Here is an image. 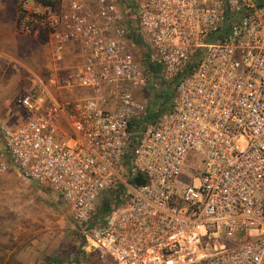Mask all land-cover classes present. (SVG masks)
<instances>
[{
	"label": "built area",
	"instance_id": "1",
	"mask_svg": "<svg viewBox=\"0 0 264 264\" xmlns=\"http://www.w3.org/2000/svg\"><path fill=\"white\" fill-rule=\"evenodd\" d=\"M17 25L50 33L52 85L90 91L63 101L44 87L46 99L21 96L23 121L0 113L13 164L60 192L87 252L102 264H264V0H25ZM135 37L175 88L141 131L136 91L150 76ZM70 46L82 61L61 84ZM125 188L95 224L101 196Z\"/></svg>",
	"mask_w": 264,
	"mask_h": 264
},
{
	"label": "rangeland",
	"instance_id": "2",
	"mask_svg": "<svg viewBox=\"0 0 264 264\" xmlns=\"http://www.w3.org/2000/svg\"><path fill=\"white\" fill-rule=\"evenodd\" d=\"M24 1L0 0V104L4 110L1 115L13 124L17 119H20L18 122L25 119L20 104L25 92L32 91L46 99L44 87H47L63 101L86 98L90 94L88 89L78 86L71 91L50 83L55 69L50 33L44 26L28 35L18 30ZM136 53L150 76L147 85L136 91V96L147 102L148 110H154L166 101L167 92L174 94L175 88L164 78L162 67L152 68L147 59L150 54L147 45L136 46ZM80 62L77 57L65 54L59 64L60 75L65 79L60 80L61 84L67 82L68 74ZM193 154L189 157L188 168L195 162ZM199 167H202L201 162ZM112 190L106 194H112ZM124 193L113 210L124 206L128 197L126 188ZM101 199L97 207L102 204ZM78 228L60 192L20 174L6 152L0 131V264H102L92 253L87 255ZM231 242L221 238L217 247L229 246Z\"/></svg>",
	"mask_w": 264,
	"mask_h": 264
},
{
	"label": "trees",
	"instance_id": "3",
	"mask_svg": "<svg viewBox=\"0 0 264 264\" xmlns=\"http://www.w3.org/2000/svg\"><path fill=\"white\" fill-rule=\"evenodd\" d=\"M43 1L52 2L53 3V0H43ZM134 40H135L136 44H138L139 46H143V42H142L141 38L135 37ZM148 56L149 57L147 59L150 61L151 65H152V68L154 70H157V69L162 67L160 62L157 59H154L151 56V54L148 53ZM172 96H173V94H171L170 92H167V98H166V101L164 103H162L160 106H157V108L154 109V110L153 109L152 110H148V108H147V111L143 115L142 119L140 121L134 123V126H135V130L134 131H141L142 128L144 127V123L154 122L159 115H161L163 112H166V111L170 110ZM138 137L139 136H134V134H133L132 143L130 145L129 151L126 153V158H127L126 163H127V165H129V167L132 164V161H131L132 149H133L134 144L136 143ZM130 181L132 183L140 184V183L145 182V178H144L143 175L139 174V175H137L135 177H132L130 179ZM112 192H113L112 194L108 195V194L105 193L104 195L101 196V198H102L101 199V203L102 204L99 207H97L98 211H97V214L95 215L94 220H93V222H95V224L98 223L105 214H107L109 211L113 210V208L115 207L117 202L120 200V196H121L120 192H121V190L113 189ZM97 205H98V203H97ZM78 229H79V232H80V236L82 237V244L85 245L86 242H87L86 237L84 235H82V233L80 231V228H78ZM83 253H85V251H83ZM87 255L91 256V253L87 252Z\"/></svg>",
	"mask_w": 264,
	"mask_h": 264
},
{
	"label": "crops",
	"instance_id": "4",
	"mask_svg": "<svg viewBox=\"0 0 264 264\" xmlns=\"http://www.w3.org/2000/svg\"><path fill=\"white\" fill-rule=\"evenodd\" d=\"M66 55L68 56H75V57H77V60H80V61H82V57L80 56V54L78 53V51L76 50V49H74V47H69V49H68V51L66 52ZM81 63V62H80ZM2 111H4L3 110V108H2V106H1V104H0V113L2 114ZM26 114V113H25ZM5 118V117H4ZM6 119V121L7 120H9V119H7V118H5ZM11 119V118H10ZM20 119H17V121H15L14 123H16V122H18ZM7 122H9V121H7ZM9 123H11V122H9Z\"/></svg>",
	"mask_w": 264,
	"mask_h": 264
}]
</instances>
